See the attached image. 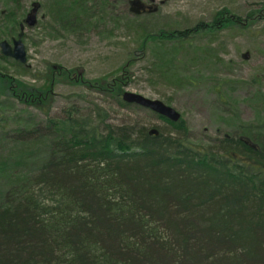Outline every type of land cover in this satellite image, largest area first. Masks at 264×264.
<instances>
[{
	"label": "trees",
	"instance_id": "trees-1",
	"mask_svg": "<svg viewBox=\"0 0 264 264\" xmlns=\"http://www.w3.org/2000/svg\"><path fill=\"white\" fill-rule=\"evenodd\" d=\"M92 1L38 0L31 8L45 11L39 23L45 29L85 30L93 21L98 25L115 3ZM125 1L131 12L144 14L136 0ZM18 9L19 3L2 12L11 29L0 35H17ZM259 13L264 3L248 19H259ZM234 26L245 27L244 20L223 8L208 24L143 30L141 47L147 41L160 43L159 69L169 70L175 62L166 42L178 43L171 46L174 55L199 34ZM14 63L17 71L28 73ZM130 64L88 80L71 79L74 69L48 63L41 77L33 75L43 80L40 89L21 84L8 94L37 108L46 121L22 124L14 134L7 97L0 99V134L15 136L8 152L21 154L19 161L0 166L7 186L0 199V264H264V125L242 123L233 134L199 144L183 116L178 122L158 116L173 128L165 131L141 123L112 124L98 106L82 113L72 105L62 117L50 115L59 82L84 83L122 102ZM170 79L180 81L176 73ZM39 143L46 153L35 162L28 157L38 154ZM186 242L196 250L183 252ZM210 245L212 254L203 250Z\"/></svg>",
	"mask_w": 264,
	"mask_h": 264
},
{
	"label": "rangeland",
	"instance_id": "rangeland-1",
	"mask_svg": "<svg viewBox=\"0 0 264 264\" xmlns=\"http://www.w3.org/2000/svg\"><path fill=\"white\" fill-rule=\"evenodd\" d=\"M36 1L0 0V34H6L11 29V24L7 26L3 21L2 12L10 11L19 3L18 15L22 14L19 18L22 22ZM113 1L115 3L105 9L100 23L97 25L98 21H93L85 30L66 32L56 28L45 29L39 25L46 18L45 11L31 12L39 20L35 21L34 26L25 28L28 73L17 71L13 60L0 57V89L3 90L0 99L7 97L4 105L9 111L6 116L13 134L20 125L30 124L32 120L40 123L46 121L44 113L21 103L11 96V92L21 84L40 89L43 80H37L33 75L41 77L50 62L74 69L71 79L83 76L94 80L116 73L130 60L127 75L131 80L124 86V91L170 103L182 113L190 137L199 144H208L226 134H233L242 123L264 125V13H259L257 16L262 17L255 21L248 19V14L260 9L264 0H142L156 9L138 16L130 11L131 6L127 1ZM223 8L239 15L245 27L234 26L214 34H199L192 39V45L183 44L182 49L174 55L171 46L178 43L162 44L170 57L174 58L175 65L169 70L159 69L160 61L156 56L161 54L160 43L147 41L141 47L143 30L156 33L159 30H183L197 24H208L215 13ZM139 26L141 28L138 29ZM11 38L0 35V40L11 41ZM174 73L180 81H169ZM83 84L68 81L57 83L50 115L62 117L64 110L72 105L82 113H90L94 106H98L103 109L107 122L112 124L141 123L165 131L173 129L153 111L120 102ZM236 114L238 116H233ZM21 116L30 120L24 122ZM14 137L0 134V166L8 161L20 160L18 150L13 154L8 152L14 146ZM42 142L47 144L45 140ZM38 149V154L28 157L30 160L39 162L45 156V147L39 143ZM6 189V182L0 173V199Z\"/></svg>",
	"mask_w": 264,
	"mask_h": 264
},
{
	"label": "water",
	"instance_id": "water-1",
	"mask_svg": "<svg viewBox=\"0 0 264 264\" xmlns=\"http://www.w3.org/2000/svg\"><path fill=\"white\" fill-rule=\"evenodd\" d=\"M137 5L138 7L139 6L141 8L143 7L139 3H137ZM30 24H33V21L30 22ZM24 35H25V31L22 30L19 33L18 37L12 40V43H10L7 40H3L0 42L2 53L5 56L13 58L14 60H16L21 64H27L28 62V54L24 42ZM122 98L124 101L128 103L137 104L142 107L148 108L153 112L157 113L158 115L172 122H177L181 118V113L176 108H174L171 105H168L162 100L152 99L142 94L131 91H125L122 95Z\"/></svg>",
	"mask_w": 264,
	"mask_h": 264
},
{
	"label": "bare ground",
	"instance_id": "bare-ground-1",
	"mask_svg": "<svg viewBox=\"0 0 264 264\" xmlns=\"http://www.w3.org/2000/svg\"><path fill=\"white\" fill-rule=\"evenodd\" d=\"M196 170V168H195V166H192L191 167V169H190V171H195ZM201 172H205L206 173V171H204V170H201ZM204 173V174H205ZM219 178V176L217 175V174H212L211 175V178L210 179H213V180H215V181H217V179ZM172 208H175V207H172ZM41 233V232H40ZM180 238V237H179ZM199 242L200 243H202V240H199ZM202 245H205V243H204V241H203V244ZM236 245H238V244H236ZM235 245V246H236ZM212 246L210 245V247L209 248H205V247H203V250L206 252V253H210V254H212L213 252H212ZM196 250V245H194V244H192V242H186L185 243V246L183 247V252H185V253H190V252H193V251H195ZM164 251H166V252H170V250L167 248L166 250H164ZM213 261H216V258H214L213 259ZM212 261V262H213ZM211 262V263H212ZM218 263V262H217Z\"/></svg>",
	"mask_w": 264,
	"mask_h": 264
},
{
	"label": "flooded vegetation",
	"instance_id": "flooded-vegetation-1",
	"mask_svg": "<svg viewBox=\"0 0 264 264\" xmlns=\"http://www.w3.org/2000/svg\"><path fill=\"white\" fill-rule=\"evenodd\" d=\"M138 3H140L143 7L141 9H138V10H141L140 12H143V13H147V12H151L153 11L154 9H156L154 6H152L151 4H148V3H145V2H142L140 0H136ZM133 3V2H132ZM135 4V3H134ZM31 12H33V8H31L30 10H28V13L23 21V24L27 27L28 24H30L29 22H32L35 20V17L32 16ZM21 26V24H20ZM2 58V57H1Z\"/></svg>",
	"mask_w": 264,
	"mask_h": 264
}]
</instances>
